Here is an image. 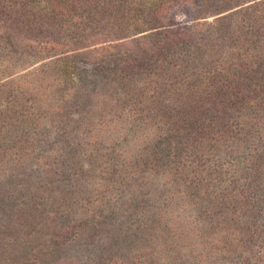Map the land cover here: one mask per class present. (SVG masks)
<instances>
[{
    "label": "rangeland",
    "instance_id": "1",
    "mask_svg": "<svg viewBox=\"0 0 264 264\" xmlns=\"http://www.w3.org/2000/svg\"><path fill=\"white\" fill-rule=\"evenodd\" d=\"M0 264H264V0H0Z\"/></svg>",
    "mask_w": 264,
    "mask_h": 264
}]
</instances>
